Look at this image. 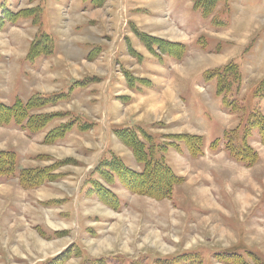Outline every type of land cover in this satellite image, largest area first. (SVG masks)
<instances>
[{
	"label": "rangeland",
	"instance_id": "1",
	"mask_svg": "<svg viewBox=\"0 0 264 264\" xmlns=\"http://www.w3.org/2000/svg\"><path fill=\"white\" fill-rule=\"evenodd\" d=\"M88 3L0 0V14L2 7L42 9L38 23L22 19L0 29V102L73 88L67 101L39 111L70 114L42 132L0 126V150L17 154L18 169L53 165L57 176L36 189H23L16 178L0 179V264H42L63 252L62 264H153L152 254L170 259L185 252L198 253L202 264H222L215 253L236 246L264 259V145L257 131L248 138L258 153L251 167L232 160L222 142L217 151L208 149L240 124L243 112L224 109L215 81L203 77L234 63L238 81L225 97L264 116V97H254L264 80V0H227L208 18L192 0ZM134 30L158 40L154 47L176 42L187 51L181 60L158 59ZM43 33L52 36L53 53L27 61L31 43ZM124 71L141 80L136 88L128 86ZM81 80L84 86L73 87ZM70 116L91 123L90 130L74 128L43 144L46 132ZM122 127L143 128L165 143L181 134L204 137L201 157L185 149L165 153L182 178L170 200L131 192L118 180L106 185L94 172L113 156L132 171L140 169L114 134ZM93 180L114 193L118 207L88 191Z\"/></svg>",
	"mask_w": 264,
	"mask_h": 264
},
{
	"label": "trees",
	"instance_id": "2",
	"mask_svg": "<svg viewBox=\"0 0 264 264\" xmlns=\"http://www.w3.org/2000/svg\"><path fill=\"white\" fill-rule=\"evenodd\" d=\"M85 1H88V4L94 7L97 5L95 4L96 0ZM192 2L193 8L200 11L203 18H208L218 4L227 3V0H192ZM41 13L42 9L39 7L22 9L18 12H12L2 7L0 29L6 23L15 24L22 19L30 18L34 23H38ZM219 23V21H213L214 25H219ZM134 33L139 41L144 43V47L158 59L165 55L181 60L187 51L186 45L176 42L166 43L167 48L154 47L153 42H158V40L148 37L145 33L137 30H134ZM154 48L155 51L153 50ZM53 51L54 40L52 36L49 33H43L36 41L31 43L26 60L32 62L40 56L48 57ZM135 57L140 58V55L137 53ZM124 76L130 88H136L137 82L141 81L134 78L130 73H126V71H124ZM203 77L207 82L215 81V96L221 98V104L224 109L230 112L239 110L243 112L240 124L234 129L225 130L221 138H214L210 142L208 149L215 152L220 148L222 142L224 151L232 160L245 167H251L258 161V153L248 144V138L252 136L254 131H257L260 142L264 145L263 114L259 109L252 108L248 110L245 106H241L239 101L235 103L234 100H229L225 97V94L230 93L232 86L238 81V69L234 63L231 62V64H227L222 68L207 70ZM85 84V80L75 81L73 87L77 88ZM72 89L65 94L34 93L25 101L15 98L10 104L0 102V126H17L31 135L42 132L54 120H61L70 114L67 112L42 113L39 111L52 108L61 102L67 101L69 92ZM254 97H264V80L261 81L255 90ZM91 126V123L82 121L79 116H70L65 122H61L48 130L42 142L43 144L55 143L63 139L74 128L80 132H85L90 130ZM114 134L131 151L140 169L138 172L132 171L119 157L113 156L110 160L102 159L95 167L94 172L98 174L106 185L113 186L118 180L124 188L131 192H136L155 200H170L175 187L182 182V178L165 162L167 150L171 148L183 153L185 149L190 157L196 158L204 155L206 145L203 136L189 134L176 135L172 137L174 139L173 142L168 141L165 143L156 135L139 127L117 128L114 129ZM36 158L38 159V157ZM17 164L18 156L14 151L0 150V179L16 178L23 189H36L45 183L54 181L57 177L53 174V165L41 168L18 169ZM90 184H93V186L88 191L91 193L95 192L101 201L112 207L119 206L116 196L114 193L110 194L109 189H102L97 184V181L94 180ZM234 248L237 250L215 253L214 258L222 264H264V259L251 250H243L245 253H242L237 246ZM243 255H246V257ZM64 256L65 252L50 258L49 261L47 260L42 264H62V257ZM152 256L153 264H202V258L196 252L177 254L170 259H164L160 255L155 254H152ZM84 261L93 263L91 259H84Z\"/></svg>",
	"mask_w": 264,
	"mask_h": 264
},
{
	"label": "bare ground",
	"instance_id": "3",
	"mask_svg": "<svg viewBox=\"0 0 264 264\" xmlns=\"http://www.w3.org/2000/svg\"><path fill=\"white\" fill-rule=\"evenodd\" d=\"M39 244V243H38Z\"/></svg>",
	"mask_w": 264,
	"mask_h": 264
}]
</instances>
